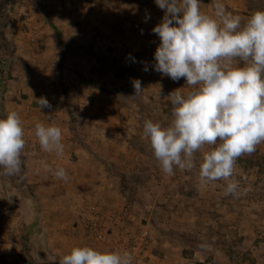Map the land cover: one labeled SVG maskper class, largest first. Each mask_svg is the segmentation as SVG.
Segmentation results:
<instances>
[{
	"label": "crops",
	"instance_id": "1",
	"mask_svg": "<svg viewBox=\"0 0 264 264\" xmlns=\"http://www.w3.org/2000/svg\"><path fill=\"white\" fill-rule=\"evenodd\" d=\"M162 11L154 0H17L9 6L6 35L16 44L12 81L27 99L11 109L6 94L5 107L7 113H18L25 133L24 188L35 197L34 203L24 199L34 205L25 203V213L32 215L31 209H35L44 244L60 258L74 246H91L128 251L132 264H220L211 257L215 248L211 234L225 230L227 237L242 234L250 242L252 263L264 264V165L237 159L231 179L238 183V191L226 195V181L202 182L199 177V159L210 150L207 145L195 154L196 166L191 170L174 168L168 175L157 162L151 167L157 189L144 194L145 186L140 188L144 201L152 200L148 203L152 204L151 214L139 200H130L131 196L122 192L107 168L108 162L127 175L137 167L149 171L147 155L129 144L125 131H138L139 119L148 115L145 109L140 111V104L166 107L172 91L188 87L185 78L173 81L152 68L159 44L152 29L162 20ZM62 75L67 78L60 81ZM134 79H139L143 88L136 96ZM64 80L71 102L83 110L77 114V125L72 124L63 104L67 98L59 83ZM120 90L128 96L125 101L129 104L118 99ZM97 96L106 98L107 110L97 108V103H102ZM40 97L51 107L40 109L36 105ZM128 117L135 122L132 129L122 121ZM89 119L91 124L86 122ZM96 119L99 129L92 125ZM37 122L62 129V154L42 150L34 134ZM119 136L122 139L117 142ZM130 150L136 153L132 159H128ZM259 151L264 153V147ZM58 167L68 173L67 181L53 174ZM1 182L6 180L0 176ZM93 201H98L104 213L101 219L108 225L103 241L87 234L86 220L92 216L89 204H96ZM125 208L128 222L120 216ZM146 225L151 245L135 256L128 245V230L135 234ZM191 235L196 243L187 238ZM3 245L0 241V252L14 260V253Z\"/></svg>",
	"mask_w": 264,
	"mask_h": 264
},
{
	"label": "clouds",
	"instance_id": "2",
	"mask_svg": "<svg viewBox=\"0 0 264 264\" xmlns=\"http://www.w3.org/2000/svg\"><path fill=\"white\" fill-rule=\"evenodd\" d=\"M154 2L164 16L152 29L159 37L152 68L173 81L185 78L191 87L168 95L173 105L170 124L146 119L143 135L168 175L174 168L193 169L195 154L209 146L199 159L201 181H226L225 194H236L238 183L231 177L237 159L264 142V10L242 21L221 0H213L215 18L201 12L200 0ZM132 83L134 96L139 95L141 81ZM36 101L40 109L51 107L44 97ZM34 134L43 151L63 153L59 126L37 122ZM24 136L17 112L0 117V176L21 173ZM53 174L69 179L63 167ZM132 259L128 251L74 246L59 264H132Z\"/></svg>",
	"mask_w": 264,
	"mask_h": 264
},
{
	"label": "rangeland",
	"instance_id": "3",
	"mask_svg": "<svg viewBox=\"0 0 264 264\" xmlns=\"http://www.w3.org/2000/svg\"><path fill=\"white\" fill-rule=\"evenodd\" d=\"M4 1L6 2L7 0ZM221 2L224 4L228 12H231L235 15H239L242 18V21L246 20L253 12L258 10H264V0H221ZM200 10L202 13L215 18V8L213 0H200ZM7 12L9 13V7H7ZM162 12L164 13V11ZM8 19L10 20V14L8 16ZM4 21H6V18H3L2 22L4 23ZM25 28L27 31V25H25ZM13 63L14 59L12 62V67ZM21 71L23 70L21 69ZM12 78L9 80V88L11 91H7V100H9L11 104V109H15L18 108V103L22 104V102L27 99V94H24L23 92H20L18 90V86L12 81ZM66 78L67 76L62 75L60 76V81L61 79ZM59 85L60 87H62V90L64 91V94L67 98L65 100V103H63L66 108V112H69L68 114L72 119V124L77 125L75 121L80 118L79 116H77V114L79 113V111H83L82 107L77 106V104L74 102H71L72 100L70 99L68 86L66 85L65 80L64 82H60ZM189 87L190 86L186 87V89L180 92L186 93L190 90ZM117 96L120 101L129 104L128 101H125L128 96H126V94L122 92V90L118 91ZM20 98H22V100H20ZM96 98L99 97L97 96ZM99 99V101H101L102 103H97V108L107 110L108 103L106 98ZM167 103L168 105L166 107L159 105L158 107L153 108H151L150 106L146 108L145 105L140 104V111L145 109L144 111L148 115L144 116L143 118L139 117V128L137 127L138 131H125L124 136L126 140L130 141L129 144H132V146L135 148H139L147 155V160L150 164V168H148L149 171H144L141 168L137 167V171L127 175L117 171L115 166H113L112 164L109 165L107 162V168L114 176V178L118 181V184H120L122 192L124 194H129V196H131L130 200H139L146 207L147 212L149 214H151L152 211V208L149 205L152 204L148 203H150L149 201L152 200H148V202L146 203V200L144 201V199L140 196V188L143 187V185L145 186L146 189H144V194L147 191L156 188V180L154 176L151 175V167L157 166L156 163L158 161L153 155V151L151 149L148 139L145 138L143 135V122L146 119H150L153 122H158L162 124L163 126H167L168 124H170L172 119L171 113L173 109V105L171 104L170 98L167 100ZM36 105L39 106L38 103H36ZM87 121H90V124L92 123V119L86 120V122ZM93 121L94 122L92 125H95V129L101 128L97 125L98 119ZM122 121L127 127H129V129L135 123H133V120H131L129 117L123 118ZM101 125L104 124L101 123ZM121 139L122 138L119 136L116 141L118 142ZM258 147H264V142H261ZM258 147H256V150L253 153L244 154L241 156L244 158V161H246L247 164L256 161L262 166L264 165V155L256 154L257 150H259ZM102 153L104 155H107L108 151L103 150ZM135 154L136 153H134V150H130L128 159H132V155ZM262 169H264V167H262ZM152 172L158 173V171L156 172V170ZM24 179V171L22 169L19 175L8 176V179L6 178V183H0V241L2 244H5L3 246L5 247L6 251L10 250L15 255V258L12 263H4V257L8 255H3L0 252V264H59L60 257L52 253L50 246L44 244L45 237L42 224H40V216L34 215V213L36 212L35 209H31L34 211L32 215L27 216L25 213V203H28L24 201V199L31 200L34 203L35 197H32L33 193L31 192V190L24 188ZM155 201H158V199L155 198ZM93 202H96V204L91 202V204H89V207L91 205H94L99 210L98 215L101 217L102 214H104L102 212L103 209L100 210L98 206V201ZM156 203L160 204L161 202L158 201ZM162 204H164V202H162ZM28 205L32 206L33 204L31 203ZM153 219L154 217L151 219V221H153ZM32 224H34L33 227ZM221 230H223L222 227ZM226 234L228 233L225 230L221 232L217 231V233L215 232L211 234L212 242L215 247L214 250H212L213 255L211 257H215L218 261H220V264H253L252 260L255 258L251 257V248L249 246L250 242L242 234L240 235L239 233H235L233 235H229V237H227ZM191 236H188L187 238L192 243H196V239L194 238V236ZM100 250L102 249L100 248Z\"/></svg>",
	"mask_w": 264,
	"mask_h": 264
},
{
	"label": "trees",
	"instance_id": "4",
	"mask_svg": "<svg viewBox=\"0 0 264 264\" xmlns=\"http://www.w3.org/2000/svg\"><path fill=\"white\" fill-rule=\"evenodd\" d=\"M16 1L17 0H7L5 2L4 0H0V117H4L7 114L5 100L9 86V80L12 78V62L16 52V44L9 40L6 35V29L9 24V13L7 12V7ZM3 18H6L4 23L2 22ZM56 33L58 38H60L61 33L58 29H56ZM256 154L264 155V153H261L259 150H257ZM22 169L24 170L23 165ZM7 177L8 176H1V178L4 180H6ZM33 226L34 224H32V227Z\"/></svg>",
	"mask_w": 264,
	"mask_h": 264
},
{
	"label": "built area",
	"instance_id": "5",
	"mask_svg": "<svg viewBox=\"0 0 264 264\" xmlns=\"http://www.w3.org/2000/svg\"><path fill=\"white\" fill-rule=\"evenodd\" d=\"M91 210L92 216H90L86 220V230L87 234L90 236H93L97 238L98 240H105L108 236L109 230L105 222L101 219V217L98 215V210L94 205H91L89 207ZM127 215H128V209L125 208L120 216L123 221H127ZM130 230H128L129 232ZM129 236V247L135 256H139L142 253H144L151 245V234L149 226L146 225L144 228L140 229L139 232L135 234H131V232L128 233ZM12 263V257L5 256L4 257V263Z\"/></svg>",
	"mask_w": 264,
	"mask_h": 264
}]
</instances>
